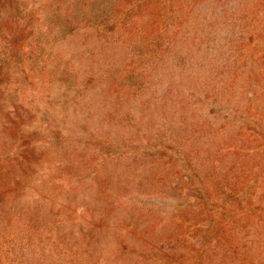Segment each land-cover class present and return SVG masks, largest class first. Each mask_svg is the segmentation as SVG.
<instances>
[{
  "label": "rangeland",
  "instance_id": "rangeland-1",
  "mask_svg": "<svg viewBox=\"0 0 264 264\" xmlns=\"http://www.w3.org/2000/svg\"><path fill=\"white\" fill-rule=\"evenodd\" d=\"M0 264H264V0H0Z\"/></svg>",
  "mask_w": 264,
  "mask_h": 264
}]
</instances>
